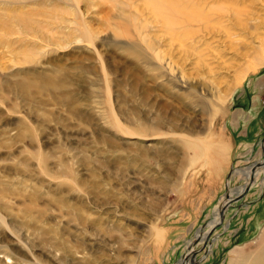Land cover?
Instances as JSON below:
<instances>
[{
    "label": "rangeland",
    "instance_id": "rangeland-1",
    "mask_svg": "<svg viewBox=\"0 0 264 264\" xmlns=\"http://www.w3.org/2000/svg\"><path fill=\"white\" fill-rule=\"evenodd\" d=\"M262 162L264 0H0V264H228Z\"/></svg>",
    "mask_w": 264,
    "mask_h": 264
},
{
    "label": "bare ground",
    "instance_id": "bare-ground-1",
    "mask_svg": "<svg viewBox=\"0 0 264 264\" xmlns=\"http://www.w3.org/2000/svg\"><path fill=\"white\" fill-rule=\"evenodd\" d=\"M112 121L119 128V130H121V132L123 131V133L126 135H129L131 137L147 136L146 133L138 129H123L122 127H120L118 122H116L115 118L114 120L112 119ZM188 145L193 150V152L196 153L197 159L204 160V168L205 166L207 168H216L220 166L221 160H224V158L226 157L225 149L221 146H218V144L212 138V134H209L207 138L202 141L189 139ZM261 165H264V163L260 164V166L256 168H247L246 171L236 173V175H243V179H249L251 175L254 176L255 171L259 169ZM192 253L193 249L191 248L185 255L186 258L184 257L185 259L182 264H188L189 260L190 262H192V259L190 258ZM228 264H264V241H262V243L256 250L244 251L235 256V258L232 257V259L229 260Z\"/></svg>",
    "mask_w": 264,
    "mask_h": 264
},
{
    "label": "water",
    "instance_id": "water-1",
    "mask_svg": "<svg viewBox=\"0 0 264 264\" xmlns=\"http://www.w3.org/2000/svg\"><path fill=\"white\" fill-rule=\"evenodd\" d=\"M262 163H263V162H262ZM259 166H260V164H255V165L253 166V168H256V167H259ZM250 180H251V179H250ZM247 190H248V184L244 186L243 191H242L240 194L236 195L235 198H233V199H229V200H226V202L223 204V206H222L221 209H220V221L223 220V215H224L225 211L227 210V208L230 206V204H231L232 202H237V201L241 200V199L243 198V196L246 194ZM215 230H216V227L212 228V229L207 233V235H206V237H205V240H204V242H205V247L208 246V245L210 244V242L212 241V235H213V233H214ZM196 255H197L196 253H192V254H191V257H190V258L192 259V261L194 260V258L196 257ZM185 258H186V257H185ZM185 258H184V259H185Z\"/></svg>",
    "mask_w": 264,
    "mask_h": 264
}]
</instances>
